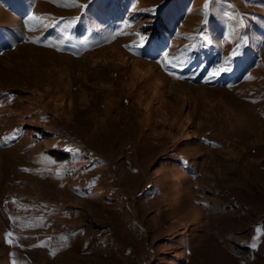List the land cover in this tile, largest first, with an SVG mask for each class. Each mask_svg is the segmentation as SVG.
<instances>
[{"label":"rangeland","instance_id":"1","mask_svg":"<svg viewBox=\"0 0 264 264\" xmlns=\"http://www.w3.org/2000/svg\"><path fill=\"white\" fill-rule=\"evenodd\" d=\"M0 264H264V0H0Z\"/></svg>","mask_w":264,"mask_h":264},{"label":"trees","instance_id":"2","mask_svg":"<svg viewBox=\"0 0 264 264\" xmlns=\"http://www.w3.org/2000/svg\"><path fill=\"white\" fill-rule=\"evenodd\" d=\"M165 43V39L162 37V34H159L158 37L151 38L149 44H147V48H145L146 52L149 51H156L159 48L163 47V44Z\"/></svg>","mask_w":264,"mask_h":264},{"label":"snow or ice","instance_id":"3","mask_svg":"<svg viewBox=\"0 0 264 264\" xmlns=\"http://www.w3.org/2000/svg\"><path fill=\"white\" fill-rule=\"evenodd\" d=\"M85 7H86V6H85ZM29 19L34 20V19H37V18H36L35 16H30ZM57 23H59V22H57ZM66 23H67L68 26H71V25L73 24L72 21H69V22H66ZM39 26H40V27H44L45 25L40 24ZM141 39H143V37H142ZM236 55H238V53L234 51V52H233V56H236ZM185 62H186V61H185ZM171 66H172L173 68H175V67H176V64L173 63ZM223 70H227V69H223ZM220 71H222V69H217V71H215V72L212 73V76L214 77V76L218 75ZM257 231L259 232V229H257ZM8 235H11V233H9Z\"/></svg>","mask_w":264,"mask_h":264},{"label":"bare ground","instance_id":"4","mask_svg":"<svg viewBox=\"0 0 264 264\" xmlns=\"http://www.w3.org/2000/svg\"><path fill=\"white\" fill-rule=\"evenodd\" d=\"M63 56V55H62ZM65 57V56H64ZM55 59V58H54Z\"/></svg>","mask_w":264,"mask_h":264}]
</instances>
